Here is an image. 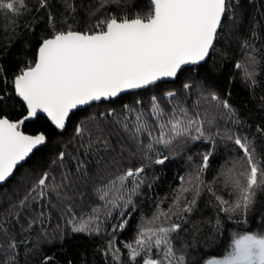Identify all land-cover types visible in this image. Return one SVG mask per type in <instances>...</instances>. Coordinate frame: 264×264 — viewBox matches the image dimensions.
Segmentation results:
<instances>
[{"label": "trees", "instance_id": "16d2710c", "mask_svg": "<svg viewBox=\"0 0 264 264\" xmlns=\"http://www.w3.org/2000/svg\"><path fill=\"white\" fill-rule=\"evenodd\" d=\"M100 2L24 0L21 14L0 12V116L17 121L26 114V105L15 94L14 79L34 63L38 47L53 31L69 26L90 31L102 12L132 18L151 10L150 0H113L93 15ZM170 92L175 95L170 97ZM156 103L166 113L179 104L190 115L198 114L203 136L181 137L168 147L151 143L146 135L137 139L135 114L143 112L152 122ZM24 132L43 134L46 143L0 186V223L17 244L13 251L0 242V264H132L125 245L136 247L139 232L152 226L150 221L165 220L160 213L176 219L174 197L195 175L203 155L209 156V167L202 180L225 198L229 189L221 182L222 173L241 159L234 139L247 138L254 155L264 159V0H230L210 57L185 68L176 80L80 109L64 132L44 115L26 123ZM159 159L164 163L155 162ZM138 168L144 169L142 182L130 177L119 192L107 190L112 181ZM44 176L48 187L40 196L37 184ZM100 189L106 190L103 198ZM89 217V227L76 231ZM97 227L99 231L92 230ZM261 230L264 191L257 192L243 217L218 212L211 194L202 191L174 243L186 245L189 264H205L223 256L234 233ZM149 255L156 257L159 252L153 249Z\"/></svg>", "mask_w": 264, "mask_h": 264}, {"label": "snow or ice", "instance_id": "6c2138e0", "mask_svg": "<svg viewBox=\"0 0 264 264\" xmlns=\"http://www.w3.org/2000/svg\"><path fill=\"white\" fill-rule=\"evenodd\" d=\"M111 2L113 0H101L92 14ZM150 3L151 10L146 14L128 18L102 12L90 31H76L69 26L64 31H53L41 42L34 63L22 69L14 79L15 94L26 105V114L17 121L0 116V182L6 181L16 166L46 141L43 134L26 135L22 131L26 120L35 118L38 113H46L57 128L63 129L69 114L78 106L107 100L131 89L145 88L163 78L176 77L182 66L198 64L209 55L230 8V0H150ZM22 6L24 0H0V12L5 14L19 15ZM67 7L73 12L76 10L73 4H67ZM236 67L243 66L238 64ZM248 75L251 77L252 74ZM168 95L175 94L170 92ZM213 99L218 101L216 97ZM223 106L231 112L227 102ZM151 115L152 122L143 112L135 114L133 135L137 139L146 135L151 143L168 147L181 137L198 139L203 136L198 114L190 115L179 104L171 113H166L156 103ZM117 122L127 127L124 120ZM193 132L199 135L193 136ZM234 144L241 150V159L222 173L221 181L229 189L228 198L218 195L202 180L209 167V156L203 155L195 175L189 178L186 187L177 190L174 197L176 219L171 220L168 213H160L165 220L159 224L150 221L152 226L139 232L136 247L125 245L130 250L132 264H189L186 245L177 246L174 241L196 210L202 191L211 194L218 212L229 217L233 213L240 217L247 214L255 203L257 192L264 191V159L254 155L255 149L247 138L236 137ZM155 162L163 164L164 159ZM143 171V168L128 170L112 181L107 190L119 192L130 177L142 182L140 174ZM47 179L44 176L38 181L40 196L44 194L42 189L48 187ZM98 191L103 198L106 190ZM186 193L191 196H185ZM90 223L91 217L75 230L84 231ZM92 230L99 231V228ZM0 242L13 251L17 246L2 223ZM153 249L158 250V256L149 255ZM205 264H264V230L234 233L223 256L209 258Z\"/></svg>", "mask_w": 264, "mask_h": 264}, {"label": "water", "instance_id": "95a60500", "mask_svg": "<svg viewBox=\"0 0 264 264\" xmlns=\"http://www.w3.org/2000/svg\"><path fill=\"white\" fill-rule=\"evenodd\" d=\"M223 21H224V19L222 20V24H223ZM219 31H220V30H218V33H219ZM216 40H217V39H216ZM215 43H216V41L214 42V45H215ZM214 45H213V48H214ZM213 48L210 49V51H209V55L205 58V60L199 62L198 64H189V65H184V66H182L181 69L178 71L176 77L163 78L162 80L157 81L155 84H153V85H149V86H147V87H145V88H141V89H131V90L125 91V92H123V93H120V94H119L118 96H116V97H113V98H110V99H107V100L93 101L91 104L78 106L76 109H74V110L69 114V118H68V120L66 121V123H65V127H64L63 129H59V128H57V127L52 123V121L47 117V114H46V113H38L37 116H36L35 118H32V119L26 120V121L24 122V124L22 125V131L24 132V125H25L26 123H28V122H30V121H34L39 115H44L45 117H47V119L51 122V124H52V125L58 130V131H60V132H64L65 129H66V127H67V125H68V123H69V120H70L72 114H74L76 111H78V110H80V109H85V108H87V107H90L91 105H93V104H95V103H100V102H103V101L116 100L117 98H119V97H121V96H123V95H125V94H127V93L138 92V91H141V90H144V89H148V88H150V87H152V86H154V85H157V84H159V83H161V82H164V81H174V80H176V79L178 78L179 74H180L185 68L193 67V66H197V65H200V64L204 63V62L210 57V55H211V53H212V51H213ZM19 99H20V98H19ZM6 118H7V117H6ZM8 119H9V118H8ZM24 133H25L26 135H31V134H28V133H26V132H24ZM45 143H46V141H45ZM45 143H44L43 145H39V146H37L35 149H33V151H32V152H31V153H30V154H29V155H28L23 161H21V162L16 166V168L13 170V174H12V175H11L6 181H4V182H0V186L5 185V184H6V183H7V182H8V181L14 176V174H15L17 168H18L21 164L25 163V162L31 157V155H32L37 149H39L40 147L44 146Z\"/></svg>", "mask_w": 264, "mask_h": 264}]
</instances>
